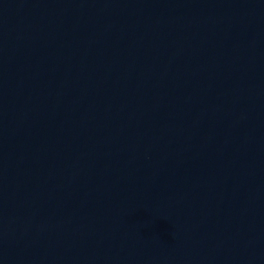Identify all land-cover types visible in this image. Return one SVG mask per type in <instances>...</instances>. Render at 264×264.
<instances>
[{"label": "water", "instance_id": "obj_1", "mask_svg": "<svg viewBox=\"0 0 264 264\" xmlns=\"http://www.w3.org/2000/svg\"><path fill=\"white\" fill-rule=\"evenodd\" d=\"M0 264H264V0H0Z\"/></svg>", "mask_w": 264, "mask_h": 264}]
</instances>
